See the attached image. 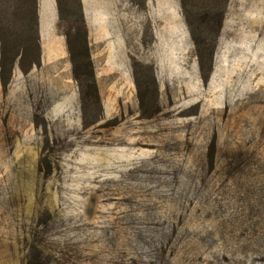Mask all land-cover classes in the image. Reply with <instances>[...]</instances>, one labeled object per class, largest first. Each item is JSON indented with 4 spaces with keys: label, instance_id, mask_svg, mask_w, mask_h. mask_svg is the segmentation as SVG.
Segmentation results:
<instances>
[{
    "label": "rangeland",
    "instance_id": "374dc122",
    "mask_svg": "<svg viewBox=\"0 0 264 264\" xmlns=\"http://www.w3.org/2000/svg\"><path fill=\"white\" fill-rule=\"evenodd\" d=\"M0 76V264H264V0H37Z\"/></svg>",
    "mask_w": 264,
    "mask_h": 264
},
{
    "label": "trees",
    "instance_id": "16d2710c",
    "mask_svg": "<svg viewBox=\"0 0 264 264\" xmlns=\"http://www.w3.org/2000/svg\"><path fill=\"white\" fill-rule=\"evenodd\" d=\"M227 0H221L222 9L225 8ZM180 6L182 13L187 23H190V14L188 12L189 0H180ZM26 25L30 32L28 42L29 44H35L38 36V5L37 0H0V76L1 81L5 85L4 72L6 55H11L10 69L12 70L16 64V60L19 58V67L24 71H28L32 68L35 60L30 62V68L24 69L21 64V59L25 56V49L18 48L15 50H8V46L12 39V34L9 33L8 28L13 26V23ZM38 264V263H37ZM40 264V263H39ZM42 264V263H41Z\"/></svg>",
    "mask_w": 264,
    "mask_h": 264
}]
</instances>
